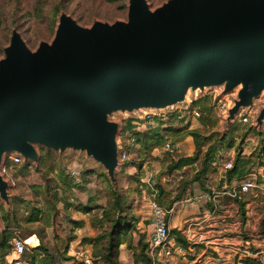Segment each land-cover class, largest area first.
I'll list each match as a JSON object with an SVG mask.
<instances>
[{
  "label": "water",
  "instance_id": "1",
  "mask_svg": "<svg viewBox=\"0 0 264 264\" xmlns=\"http://www.w3.org/2000/svg\"><path fill=\"white\" fill-rule=\"evenodd\" d=\"M5 51L0 60L4 202L14 189L2 172L9 155L38 164L40 146L60 157L77 154L101 165L115 186L125 164L124 120L172 113L213 89L217 98L231 100L220 127L250 112L253 126L264 125V0H169L156 9L147 0H130L127 21L84 27L64 13L52 42L33 51L14 31ZM118 112L130 116L110 118Z\"/></svg>",
  "mask_w": 264,
  "mask_h": 264
},
{
  "label": "crops",
  "instance_id": "2",
  "mask_svg": "<svg viewBox=\"0 0 264 264\" xmlns=\"http://www.w3.org/2000/svg\"><path fill=\"white\" fill-rule=\"evenodd\" d=\"M203 119L204 116L195 119L191 125L195 126V122ZM132 120L134 119L130 118L123 122L121 141L123 149L129 153V159L117 172L114 190L117 193L121 191L124 199L127 195L133 199L130 203H133L131 213L136 230L133 232L132 248L126 243L119 248L120 264L142 262L136 261L135 254L139 253L142 245H147L150 239L152 213L149 202L157 196L160 186L171 193L172 197L181 193L180 199L173 204L175 210L169 220L174 243L184 249L183 254L178 255L177 264H248L249 259L264 264V160L244 156L251 153L246 148L242 152L248 176L253 174L258 177L260 184L258 189L241 195L244 199L249 194V198L244 200V213L249 222L247 223L239 218L242 216V210L238 199L241 198L230 195L246 178L230 177L227 173L225 162L233 161L235 164L236 161V158L231 157L232 154L221 158L220 153L215 155L213 162L205 170L202 183L195 181L184 191L181 186L184 183L182 181L186 180L187 170L191 168L195 174L199 170V162L191 161L173 170H170V166L181 159L193 158L195 146L188 143L187 139L179 141L180 136L176 140L167 138L177 147L176 153L165 150V145L149 149L148 139L160 130L154 129L159 130L156 133H137V141H130ZM252 120L249 122L251 125ZM251 133L247 138L249 146L250 141L254 142L259 138L251 136ZM163 134L166 135L164 132ZM57 160L59 162L55 164V170L49 178L59 191H56L57 210L51 211L41 206V203H44L43 196L48 192L41 187L44 183L41 175L37 177L40 188L36 189L31 183L23 185L22 175L12 172L18 185L13 189L9 202L0 199V236L7 232L22 237L28 243L36 242V246H28L27 250L26 257L31 264L32 260L36 261V264H69L70 246H82L95 253V238L108 229L104 210L111 200L108 190L110 178L104 174V168L97 163L86 161L84 157L79 159L77 154L71 157L59 156ZM150 164L154 169H164L159 177L152 174ZM75 170L78 172L73 175ZM243 230H248L247 234ZM41 245H45L48 252L29 250ZM13 257V250L0 249V262L11 260Z\"/></svg>",
  "mask_w": 264,
  "mask_h": 264
},
{
  "label": "rangeland",
  "instance_id": "3",
  "mask_svg": "<svg viewBox=\"0 0 264 264\" xmlns=\"http://www.w3.org/2000/svg\"><path fill=\"white\" fill-rule=\"evenodd\" d=\"M147 1L152 9H156L169 0ZM129 7L130 0H0V60L6 57L5 49L10 45L14 31H19L29 48L33 51H36L41 42L46 41L50 43L54 40L60 18L64 13L71 15L82 26L91 27L96 21L107 23L127 21L129 18ZM261 105L262 101L257 100V109H261ZM206 106L212 112L209 104ZM129 114L130 113L128 112L112 113L110 114V118H112L113 120L123 119L124 116H130ZM208 115L210 116V118H208ZM204 117H207L209 120L206 126L201 120L195 122V126L191 125L192 121H190L189 119H180L181 121L175 120L172 122L175 127L182 128V132L180 134L181 138L179 137V141L187 139L188 143L195 146L194 155L196 154V144L193 138H189V132L194 129H199L201 133L206 135L208 134V136H213L205 143L203 151H205L209 146H216L217 148H219L217 149V152L220 153V158L224 155L229 156L228 154L230 153L232 154L231 157L235 159L237 156V150L239 148H241L242 150L246 148V150L251 153L250 155L247 154L244 156L249 157V159H251V156H254L256 159L261 158V149L264 146V125L261 127H256L251 125L249 122L243 123L237 120L231 126L222 127L221 125L220 127L219 124L216 127L211 122L213 118L210 112H204ZM200 124H202V126ZM197 125L200 126L196 127ZM158 131L159 130H153L152 132L156 133ZM249 133H251V136L254 135L259 137L258 140L254 142L250 141L251 146H249V141H247V138H249ZM155 138L157 137L152 136L148 139V142H154ZM201 142L202 141H200V143ZM230 145H233V147H230ZM164 148L166 150V147ZM40 152L42 156L43 153H51L52 156H54L50 158L46 166L43 167V165H41V158L38 164L34 162H29L20 166H14L11 164L12 172H17L22 175L23 185H26V183H31L34 184L33 186H35L36 188L41 185L37 183V177L41 175L44 179V183L41 185V187L48 190V192L43 196L44 203H41V206H45L47 209L55 211L57 210V189L55 184L52 183V181L50 182L49 178L51 176V172H53L51 170V167L53 166V164L59 162L57 160V157H59V155L54 150L48 149L47 147L43 146H40ZM78 157L79 159L82 158L81 156ZM84 164V167L86 168V163ZM150 166H152L151 172L155 177H159V175L162 174V171H164V169H154L152 164H150ZM197 168H200V163L198 164ZM104 174L107 175V171H105V169ZM185 175L187 176V178H191L194 175L191 168L187 170ZM30 177L32 178L30 179ZM33 186L31 187L33 188ZM110 186L111 187H109L108 190L110 191L109 195L112 200L113 194L111 188L114 189L116 187V182L115 186H113L110 180ZM250 195L252 196L253 194ZM125 197L126 199L124 201L122 212H125L124 214H127L128 218L131 219V210H133V203H130V201H133V199L129 195ZM247 197L249 198V194H247L242 201L239 199L238 201L245 202ZM36 206L39 205L36 204ZM112 207L113 205H111L110 210H113ZM243 213L244 210L242 211V216H240L239 218H242V220L244 219L245 221H247V223H249L248 218H246L245 214ZM247 231L243 230V232H246V234Z\"/></svg>",
  "mask_w": 264,
  "mask_h": 264
},
{
  "label": "built area",
  "instance_id": "4",
  "mask_svg": "<svg viewBox=\"0 0 264 264\" xmlns=\"http://www.w3.org/2000/svg\"><path fill=\"white\" fill-rule=\"evenodd\" d=\"M209 97V107L218 116L220 122V115L227 112L231 104V100L228 96H221L217 98V90L213 89L208 91V93L203 97H198L195 101H191L190 105L187 107H180L176 111L169 114H155L148 113L140 115L138 118L132 120V129L130 130V141L136 142L137 133L151 132L154 129H159L160 132L166 130L169 127H175L172 123L175 120H187L193 121L195 119H201L204 116L202 108L196 105L197 102ZM252 119V114L246 113L244 115L238 116L237 120L243 123L250 122ZM180 120V121H181ZM236 120V121H237ZM166 149L171 153H176L177 147L173 142L167 139L165 143ZM129 159V153L126 149H123L122 160L126 162ZM11 164L14 166H20L24 164L22 157L11 154L9 155L7 161L2 167V172L10 179L13 188L18 185L15 175L12 173ZM234 167L233 161L225 162V168L230 170ZM78 171H73L72 174L75 175ZM260 184L258 183V177L250 174L240 184L235 187L230 195L234 198H241L242 193H248L253 189H258ZM151 218H150V239L148 241V246L146 249V255L148 257L149 263L147 264H177V259L179 254H183L184 249L182 246L174 243L173 232L169 223L170 216L173 215L175 207L165 208L161 206L156 197L150 200ZM13 254L14 257L11 260L5 259L0 262V264H31L30 260L26 257L28 250V242L20 236L13 238ZM69 255L71 259L69 264H97L96 258L92 250L77 246L69 247ZM139 264H146L145 262H140Z\"/></svg>",
  "mask_w": 264,
  "mask_h": 264
},
{
  "label": "trees",
  "instance_id": "5",
  "mask_svg": "<svg viewBox=\"0 0 264 264\" xmlns=\"http://www.w3.org/2000/svg\"><path fill=\"white\" fill-rule=\"evenodd\" d=\"M209 104V97L199 101L196 103V105L200 106L204 112H210L213 120L211 121L214 126L219 125V119L218 116L209 110V108L206 106ZM208 118L210 116L208 115ZM207 117L203 120V124L205 126L207 125V122L209 121ZM166 133V135L163 134ZM163 132L157 133L154 137L155 141L150 143L148 148L153 149L156 146L165 145V140L167 138H172L176 140L180 137V134L182 132V128L177 127H169L166 128ZM190 136L193 137L195 144H196V154L193 156V158H187V159H181L178 163L172 164L170 166V170L177 169L181 167L183 164H188L191 161H197L200 163L199 170L191 177L187 178L186 180L182 181L184 182L181 186V188L185 191L195 181H200L202 183L203 176L205 174V170L209 166L211 162H213L215 155L218 154L217 147L216 146H209L205 151H203V147L205 146V143L213 136H208V134H203L200 132L199 129H194L189 132ZM145 137V136H143ZM200 141H202L200 143ZM230 147H233V145H230ZM242 152L243 150L239 148L237 150V156L236 161L234 164V167L230 170H228V174L230 177L236 176L238 178H244L248 176V172H246V167L243 162H245L242 159ZM261 159L264 160V146L261 149ZM51 153H43L41 165L46 166L47 162L52 158ZM42 168V167H41ZM51 170H55V164L51 167ZM111 187V186H110ZM40 187L36 188L39 189ZM113 199L110 200V203L108 207L104 210L105 214V221L108 223V229L105 230L102 234H100L98 237L95 238L96 244H95V253L94 256L96 258L97 264H120L119 258H118V252L119 248L122 244L126 243L129 248H132V242H133V232L136 230V225L134 222L133 216H131V219L128 218L127 214H124L123 206H124V197L122 195V192L119 191L118 193L115 192L113 188H111ZM181 194V193H180ZM180 194L172 197L171 193L167 192V190L160 186V190L156 196L157 202L165 207V208H171L173 204L180 199ZM243 198H241L242 201ZM111 205H113L111 209ZM241 210H244V202H240ZM245 214V213H243ZM15 238L16 236H13L10 233L3 232V234L0 236V249H5L11 251L13 250V244H11L12 238ZM147 245H142V250L135 254L136 261H143L146 264L149 263L148 257L146 255V249ZM31 252H36L37 250H44L48 252V249L45 245H41L38 248H30ZM27 256V253H26ZM33 264H36V261L34 262L32 260ZM54 263V262H53ZM248 264H261L258 260H247Z\"/></svg>",
  "mask_w": 264,
  "mask_h": 264
},
{
  "label": "bare ground",
  "instance_id": "6",
  "mask_svg": "<svg viewBox=\"0 0 264 264\" xmlns=\"http://www.w3.org/2000/svg\"><path fill=\"white\" fill-rule=\"evenodd\" d=\"M31 239V238H30Z\"/></svg>",
  "mask_w": 264,
  "mask_h": 264
}]
</instances>
